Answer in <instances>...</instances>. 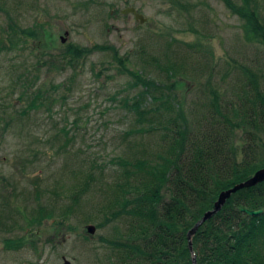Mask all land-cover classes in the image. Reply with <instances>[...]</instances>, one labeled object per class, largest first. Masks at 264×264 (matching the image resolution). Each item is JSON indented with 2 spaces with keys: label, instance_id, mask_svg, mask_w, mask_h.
Listing matches in <instances>:
<instances>
[{
  "label": "rangeland",
  "instance_id": "374dc122",
  "mask_svg": "<svg viewBox=\"0 0 264 264\" xmlns=\"http://www.w3.org/2000/svg\"><path fill=\"white\" fill-rule=\"evenodd\" d=\"M256 2L264 21V0ZM132 6L147 21L123 12ZM31 28L42 36L28 37ZM243 28L223 0H0V264H119L126 217L110 205L124 168L118 159L163 149L159 119L180 108L198 125L211 88L231 119L251 113L258 89L264 93V44L249 41ZM69 43L116 47L126 67L175 83L152 92H173L180 106L168 113L163 99L145 95L149 111L139 120L131 104L143 87L132 86L113 50L95 49L62 68ZM171 65L176 76L167 75ZM37 88L50 93L49 106L22 116ZM233 130L239 159L261 148L264 126Z\"/></svg>",
  "mask_w": 264,
  "mask_h": 264
},
{
  "label": "trees",
  "instance_id": "16d2710c",
  "mask_svg": "<svg viewBox=\"0 0 264 264\" xmlns=\"http://www.w3.org/2000/svg\"><path fill=\"white\" fill-rule=\"evenodd\" d=\"M223 1L243 20L245 37L264 44V21L256 0ZM42 29L49 37L48 31ZM23 32L28 37L42 36L34 28ZM105 48L112 49L123 69L135 78L132 86L143 87L131 104L139 120L143 121L149 111L140 100L145 95L163 99L160 109L168 113L177 111L175 106L180 103L175 99L176 94L172 96L173 92L161 91V95L155 96L152 92V89L160 90L164 86L173 90L175 83L160 84L158 80L126 67V57L120 55L116 47H84L69 43L60 57L64 62L61 66L64 68L76 58ZM55 67L59 66L55 64ZM167 68L170 77L180 72L173 65ZM24 84L23 94H30L31 86ZM211 89L213 98L209 100V106L202 109L204 112L198 125L197 122L194 126L189 124L180 108L175 115L159 119L156 129L161 126L167 130L161 135L167 143L163 149L149 153L144 147V157L127 160L121 156L118 159L124 168L121 181L117 180L110 188L113 194L110 205L120 207L113 213L115 216L124 213L126 217V242L120 243L124 247L119 264H193L188 232L208 210L214 208L223 190L247 180L264 167V140L260 139V149L252 146L241 159L232 145L234 126L242 129L264 126V93L258 89V99L251 113L246 112L243 120H234L222 110L220 94ZM44 91L37 88L32 93L26 107L19 111L22 116L29 110L49 106L50 93ZM215 112L221 114V119L215 120ZM166 190L170 192L169 200L166 199ZM72 208L73 205H68L63 213H71ZM242 208L264 209V181L233 193L223 207L199 227L192 237L198 264H264V211L249 216Z\"/></svg>",
  "mask_w": 264,
  "mask_h": 264
},
{
  "label": "water",
  "instance_id": "95a60500",
  "mask_svg": "<svg viewBox=\"0 0 264 264\" xmlns=\"http://www.w3.org/2000/svg\"><path fill=\"white\" fill-rule=\"evenodd\" d=\"M124 13H133L136 17L137 20H139L141 23H144L145 21H147V17L144 16V14L140 13L137 11V9L135 7H128L125 8L123 10ZM66 34H68V31H66ZM62 41L65 42V38L62 37ZM264 181V167L260 168L259 170H257L253 176L249 177L247 180L242 181L240 183H237L236 185H234L231 188H228L226 190H223L218 199L216 200L215 204H214V208L208 210L204 216L202 217V219H200L193 227L192 229L188 232V241H189V246L191 249H193V242H192V237L193 235L197 232V230L199 229V227L208 219H210L213 215H215L222 207L223 205L226 203V201L232 196L233 193H235L236 191L244 188V187H249L252 185H256L260 182ZM242 210H244L248 215H260L261 213H263V209H247V208H242ZM88 231H90L91 233H94L96 230V226L94 224H89L87 226ZM195 253V252H194ZM196 256L194 255L193 257V264H197L196 263ZM64 264H71V261L68 259H65V263Z\"/></svg>",
  "mask_w": 264,
  "mask_h": 264
}]
</instances>
